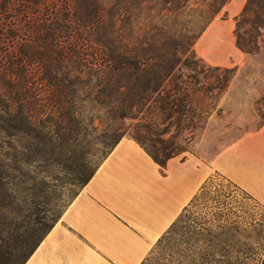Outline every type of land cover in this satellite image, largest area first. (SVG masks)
<instances>
[{
	"label": "trees",
	"instance_id": "obj_1",
	"mask_svg": "<svg viewBox=\"0 0 264 264\" xmlns=\"http://www.w3.org/2000/svg\"><path fill=\"white\" fill-rule=\"evenodd\" d=\"M186 1L0 0L4 125L31 134L33 156L46 147L50 165L72 172L81 187L124 135L164 167L221 111L235 74L193 49L228 0H208L193 26H171ZM263 29L264 0H246L235 17L236 47L257 53ZM2 172L0 264H24L52 225L31 220L18 184Z\"/></svg>",
	"mask_w": 264,
	"mask_h": 264
},
{
	"label": "rangeland",
	"instance_id": "obj_2",
	"mask_svg": "<svg viewBox=\"0 0 264 264\" xmlns=\"http://www.w3.org/2000/svg\"><path fill=\"white\" fill-rule=\"evenodd\" d=\"M207 2L187 0L184 12L171 26H193ZM237 15H227L222 7L193 45L196 57L205 64L234 68L235 74L218 102L221 111H213L205 128L196 132L195 142L180 155L197 152L209 160L242 133L258 129L264 122V29L259 51L242 52L235 45L233 32ZM204 24L193 28L199 30ZM209 26L217 27L211 30ZM247 26L244 24L243 28ZM4 115L0 112V169L9 181L18 184L19 200L25 196L32 211L31 220L53 225L81 186L77 185L72 172L50 165L46 147L41 156L34 157L31 134L5 126L4 119L8 117ZM85 140L91 143L93 136ZM27 154L31 158L23 162ZM16 164L20 171L10 168ZM210 177L155 242L145 262L263 263L264 207L222 173L214 171Z\"/></svg>",
	"mask_w": 264,
	"mask_h": 264
},
{
	"label": "crops",
	"instance_id": "obj_3",
	"mask_svg": "<svg viewBox=\"0 0 264 264\" xmlns=\"http://www.w3.org/2000/svg\"><path fill=\"white\" fill-rule=\"evenodd\" d=\"M245 1L223 9L238 14ZM214 171L264 207V122L209 160L188 152L164 167L124 135L24 264H141Z\"/></svg>",
	"mask_w": 264,
	"mask_h": 264
}]
</instances>
